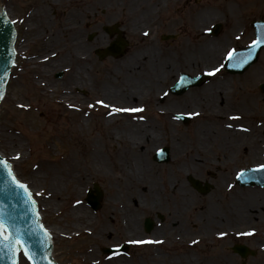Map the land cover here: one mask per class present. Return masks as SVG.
Segmentation results:
<instances>
[{"label": "rangeland", "instance_id": "374dc122", "mask_svg": "<svg viewBox=\"0 0 264 264\" xmlns=\"http://www.w3.org/2000/svg\"><path fill=\"white\" fill-rule=\"evenodd\" d=\"M41 1L0 0L18 31L15 41V64L11 68L5 94L0 102V153L12 165L16 177L31 190L37 202L41 220L52 235V255L56 262L58 264H89L87 256L89 248L90 250L93 248L96 252L91 254L90 251L91 258H96L101 263L104 262L103 264L111 259H124L128 264H187V260L191 263L195 258H200L205 249L212 252L210 254L213 258L219 256L229 260L231 254L228 250H225L226 253L221 251L224 243L220 247L216 245L218 241L205 247L202 246L203 243H200L207 237L198 235H206L209 230L205 231L203 226L200 227L203 222H199L198 218L199 215L205 217L206 211L211 208L217 213L218 221L215 224L217 227L213 224L209 225V229L221 231L226 228H239L244 230V233L249 229H255L253 235H244V239L250 247L257 251L256 259L254 261L251 259V263L264 264V252L259 251L262 250L259 243L264 242V206L256 207L255 210L244 207L243 211L240 202L243 197L248 195L264 197V187L235 185L233 186L235 188L232 187V189L229 188L232 183L228 181L230 175L233 177L236 158H238L239 167L263 160L262 157L260 158V154H264L263 137L258 140V137L256 138L250 132L249 135L254 136L252 143L247 142L248 144H244L242 147L238 146L239 148L234 146L230 152L215 147L207 148V143H214L217 147L221 142L222 135L229 136L228 138L231 136L232 138L240 137L241 132L235 131V128L242 126L235 121L236 119L229 120L228 117L217 119V116H214L216 113L208 112L209 106L215 110L220 108L218 95L210 96L212 100L210 102H206L204 99L197 100L203 97V89L206 85L208 86V83L202 87H191L181 95L163 97L157 106L154 104L168 85L162 81L164 78L163 68L168 70L167 66L171 65L174 60L180 62V71L190 74H196L218 63V58L222 57L225 45L223 44L221 47L219 40H224L227 37L223 33L216 37L207 35L203 29L208 27V23L215 21L218 17H223L225 24L234 23L237 29L244 25V35H242L241 41L249 40L251 35L246 12L244 11L243 14L240 12V21L228 18L229 2L234 1L236 4L239 2L220 0L221 5L215 7V13H205L207 6L213 8L216 0H188L180 11L169 15L170 19L166 18L161 21L156 17L154 7L149 9L150 18L145 19L142 16V11L146 7L144 0H54L56 2L54 5L48 3L47 0L45 4L50 6L49 16L53 24L65 25L64 21L69 20L76 25V28L72 29V33L80 38L81 43L86 46V54L90 57L86 62L82 59L74 60L69 55H65L69 49L65 40L63 41L65 48L55 56L43 61L35 59L42 54L40 47L44 36L42 39L32 36L33 31L27 32L24 20L35 7L39 9ZM154 2L156 6V0ZM158 8L164 9L163 4H160ZM169 9L171 10L170 4ZM220 11H223L224 14ZM233 12H237L236 8ZM166 14L168 15V12ZM170 20L175 23L173 28H171L173 21ZM114 22L122 26L130 42L129 48L123 56L117 59L108 56L99 59L94 53V49L106 44V37L102 33L101 26ZM41 30V28H37L34 32L35 34L46 33V29L45 32ZM162 31L177 32L175 39L178 42L177 47H173L174 44L169 42L162 44L160 40ZM91 32H96L97 35L88 40L87 35ZM145 32L148 33L147 36L144 35ZM229 43L234 44V41ZM214 44L218 50V58L208 63V55L205 50L210 45L215 47ZM172 48L173 55L170 53ZM174 65L176 68L177 64L174 63ZM154 69L155 71H153ZM43 70L48 74L42 75L41 71ZM60 70H64V74L61 79H57L54 77V73ZM255 73L258 75L255 77L256 80L264 79V50L257 63L241 77L242 81L250 80L244 84V91L249 90L251 84H255L253 78ZM123 78H127L129 85L137 90V93L134 94L137 102L133 104L132 98L127 97V93H121L118 97L107 94L108 87L119 89L121 85H124ZM215 78L211 80H215ZM120 79H123L121 83ZM40 81L44 82V85H49L51 91L45 92L44 85L37 84ZM223 82H227V79ZM230 84H232L231 81H229ZM238 91L237 97H244L247 100L246 105L241 103L244 99L235 104L240 106L241 110L236 111L243 114L248 109L247 97L250 96L244 94L240 87H238ZM60 97L64 100L72 98L73 103L77 106L69 108L65 102L59 99ZM224 99L226 98L224 97ZM97 100H103L106 104L113 103V106L121 109H133L134 106L135 108L138 106L144 110L142 112H119L115 114L114 120L107 121V113L110 109L97 105L95 103ZM258 103L259 109L255 108V110L260 111L258 117L264 121V97H261ZM21 104L29 107L27 109L17 107ZM90 104L93 107H89ZM162 106L169 109L167 113L169 118H172V112L191 114L197 112L199 115H192V120L187 125L181 123L178 125L175 122L167 121L165 116H159L161 110L158 107ZM225 107L227 108V106ZM221 108L222 112L226 110L223 106ZM144 115L148 122L153 123L154 128L147 124V121L141 123L143 119L139 117ZM244 118H247L246 113L243 114L242 121L247 123V119ZM203 121H205V126L208 124L213 126V128H207L211 135H215V133L220 135L216 140L214 137L205 138L203 146L206 150L204 155L206 160L202 162L198 155L193 160L192 146L195 142L193 139L196 130ZM252 121L250 120L248 123L252 125ZM212 122H214L213 125ZM134 123H139L138 129H131L133 132L130 134V128L127 126L133 127ZM119 124L125 125L120 126ZM228 125H232V127H228ZM231 130L236 132L235 135H231ZM169 131L175 132L176 137L173 134L171 136ZM238 132L240 133L238 134ZM206 133L204 132L203 135ZM7 134L16 136L13 141L16 146L22 145L21 159H13L12 151L14 149L6 148ZM141 141L144 148L152 149L154 147L149 150L147 161L150 165L149 169L155 173L150 178L148 177V181L143 184L145 189L140 186L130 194L129 191H123L124 187L117 181L122 178V172L118 171L117 162H122L128 167H134V164L131 163L132 159L130 158H126L124 161L118 160V153L115 149L121 146L131 148L132 144ZM92 143H99L103 148L104 162L97 163L98 173L86 172L85 183L80 184L77 191L70 190V186L76 184L75 181L64 186L65 198H54L52 207L47 206L48 199L52 197H46L48 189L44 179L36 178L35 180L32 175V172L37 170L38 162H48L50 165H54V162L66 155L73 146H81L86 150L87 145L93 146ZM164 145L169 147L170 160L166 163H157L152 159V154ZM17 148L15 147V150ZM173 148L176 150L174 151ZM79 150L83 153L81 149ZM255 150L256 153L253 152ZM225 156L232 158L236 156V158L232 163L224 161ZM127 159L130 160L126 162ZM175 168L177 171L174 170ZM209 170L215 172L216 178L213 179L215 188L208 193L196 192L187 182L186 173L192 172L193 176L203 179ZM168 173L173 174L169 180ZM93 183H98L103 191L102 206L97 211H93L84 200L86 190L92 187ZM150 189L153 191L151 192ZM171 189L173 192L166 195L171 192ZM224 189H227L226 192ZM175 190L178 192L186 190L188 195L181 199L180 194ZM76 200L81 201L77 205L84 208L92 220V224L81 233L74 229H79V222L71 216L73 202ZM158 200L160 201L158 202ZM170 204L174 205L170 206ZM185 207L186 214L178 216L177 213ZM236 209L241 212H237ZM162 211L174 214L177 217L175 218L180 221L172 227L173 219L165 214L162 225L156 219L152 231L145 233L143 229L144 217H153L156 212L162 213ZM124 224L133 228L130 229L133 231L130 232L132 235H126ZM100 227L106 228L107 232H98ZM170 228L173 229L172 232L169 231ZM195 231L198 235L195 234L193 238L189 237ZM176 235L187 237V239L179 238ZM212 235L216 238L215 234ZM191 239L196 243H192L190 247ZM124 241L130 243L127 253L109 255L101 251L102 247L118 245ZM131 241H153V243L141 244L131 243ZM156 241H162V243H155ZM226 241L223 240V242ZM224 247L226 248V245Z\"/></svg>", "mask_w": 264, "mask_h": 264}, {"label": "bare ground", "instance_id": "6f19581e", "mask_svg": "<svg viewBox=\"0 0 264 264\" xmlns=\"http://www.w3.org/2000/svg\"><path fill=\"white\" fill-rule=\"evenodd\" d=\"M41 2L42 4L38 6L39 9L35 7L31 11L30 15L26 17V21H25V29L27 30V32L33 31L32 36L37 37V39H42V37L44 36V41L41 43V47H40V51L42 54L39 55L35 59L39 61H43L45 60L44 58L46 56L48 58L52 57L53 52L59 53L62 49L65 48L63 47L64 40L68 43V46H69L68 51L65 52L66 56L69 55L70 58L74 60L82 59L86 61L88 58L90 59L88 54H86L85 44L81 43V39L76 37L75 34L72 33V29L76 28V25L70 22L69 20L64 21L65 25L64 24H53L49 16L50 6L48 7V5L45 4L47 0H42ZM48 3H50L51 5H54L56 2L54 0H48ZM0 7L1 8L3 7L1 3H0ZM72 10H75V9H72ZM37 28H41L42 32H45L44 30L46 29V33L45 34H40V33L35 34L34 31H36ZM219 44L221 45L220 42ZM216 48H217L216 45L215 47L210 45L205 50V53L208 55V58H207L208 63H211V61L217 59L218 50ZM155 69L153 71H155ZM41 74L46 75L48 73L43 70L41 71ZM123 79L125 80L124 85L126 86L121 85L119 89L115 87H112V88L108 87L107 94L112 95V97H118L121 93H125V94L127 93L128 94L127 97L132 98L133 100L132 104H133L137 102L136 97L134 96V94L137 93V90L133 86L129 85L127 78L126 79L123 78ZM123 79H120V83ZM37 84L44 85V82L40 81V83H37ZM226 86H227V83H220L217 85L212 84L208 86L206 85L205 88L203 89L204 90L203 97H200L197 100L204 99V101L210 102L212 101L210 96H213L214 94L217 95L221 92H225ZM44 87H45V92L51 91V87L49 85L46 84L44 85ZM60 88H63V87H60ZM59 99L65 102L67 105L72 104L74 106H77V104L73 103L72 98L71 99L67 98L68 100L67 99L64 100L62 97H60ZM109 105L113 106V103H110ZM115 116L116 115H111V116L108 115V118L106 120L107 121L114 120ZM82 120L84 121V118H82ZM141 123H146V122H141ZM147 124H150L151 127L154 128V125L151 121L149 122L147 121ZM119 125L124 126L125 124H119ZM138 126H139V123H134L133 127L127 126L128 128H130V131H129L130 134L131 132H133L131 131V129L135 128V130H137ZM207 128H213V126H211V124H208L207 126H205V122H203L200 124V127L196 130V133L193 139V141L195 142L193 143V146H192L193 160H195L198 155L201 157L202 162L205 161L206 158L204 157V155L206 153V150L204 149V146H203L204 142L206 141L205 138L207 137V139H209L210 137H214V139L216 140L218 138V135H220L219 133H215V135H211L210 130H208ZM144 131H147V130L144 129ZM10 132H12V130H10ZM204 132H207V133L203 135ZM230 132H231V135H235L236 133L234 130H231ZM239 133L240 132H238V134ZM170 135L172 136L171 132H170ZM239 135L240 137H233V138L232 136L228 138L229 136L222 135V139H220L221 142L217 147L214 143L212 144L207 143V148L215 147L218 149H225V151L230 152L232 147L234 146H236V148H239L238 146L242 147L244 144L245 145L248 144L247 142L251 140L252 138V136H250L247 132H241ZM148 136H151V135H148ZM7 137H8V144L6 145V148L14 149L12 151L13 156L15 157L17 154H19L20 156L19 159H21L22 153L20 149H22V145L21 146L15 145V143L13 142L16 137L15 135L7 134ZM142 143L143 142L141 141L139 143L132 144L131 148H125V147L123 148V146H121V147H116L115 149L116 152L118 153V160L124 161L126 158H130L132 159L131 163L134 164V167H128L124 165L122 162H117L118 171L120 170L122 172L121 173L122 178L118 179L117 181L121 183L122 187H124L123 191H129L130 194H132L140 186H143L142 188L145 189L146 187L143 184L148 181V177L150 178L151 175L155 173L154 171H152V169H149L150 165L147 161V157L150 154L149 150H152L154 147L152 149L146 148V147L144 148V145ZM91 145L93 146L87 145L86 150L83 149L81 146H77V145L73 146L66 155H64L57 162H54V165H50L48 162H40V161L38 162V166L36 165L37 168L35 167L37 170L32 172V175L35 178V180L36 178L44 179L45 186H47V189H48V193L46 197H50V196L52 197L51 199H48L47 206L52 207V200L65 198V195H64L65 193L63 191L64 186L66 185L68 186L71 182L75 181L76 184L71 185L70 190L77 191L79 190L78 186L82 183H85L84 177L86 175V172H90L93 174L98 173L97 163L101 161L104 162V157L102 156L103 148L99 143L97 144L92 143ZM15 147H18V148L15 150ZM79 149H81L83 153L80 152ZM173 150L175 151L176 148H173ZM253 152L256 153V150ZM130 159H127L126 162H128ZM174 170L177 171L176 168ZM172 177H173V174L168 173V176H167L168 180L171 179ZM150 190L151 192L153 191V189H150ZM172 192H173V189H171V192L166 193V195H169ZM175 192H178V190H175ZM178 193L180 194L181 199L188 195V192L186 190H181ZM159 201L160 200H158V202ZM240 202L242 203V206H243V209L241 210L244 211V207H249V209L255 210L256 207L264 206V197H261L260 195L258 196L248 195L246 197H243ZM241 210L236 209L237 212H241ZM185 211H186V207L185 209H181L179 211V214H183V212ZM206 213L207 214H205V217H202L199 215V218H198L199 222H203V224L201 223L200 227L202 226L206 227L209 225L212 226L213 224L215 227H217V225H215L218 221L217 213L211 208H209L206 211ZM71 216L74 220L79 222V225H78L79 229L78 228H74V229L78 230V232L80 233L86 230L88 226L92 224V220L88 216L86 211H84V208L77 205L75 202H73V206L71 209ZM130 229H133V228L129 226L128 224L126 225L124 224V230L126 232V235L128 236L132 235V233L130 232H133ZM196 231L192 233V236L196 234ZM98 232L106 233L107 229L104 227H100ZM87 251H88L87 256L89 258L88 260L89 264H103L104 263V262L101 263L96 258H91V254L96 253L95 250H93V248L91 250L89 248ZM90 251H91V254H90ZM105 264H128V263L124 259H111L107 261V263Z\"/></svg>", "mask_w": 264, "mask_h": 264}, {"label": "water", "instance_id": "95a60500", "mask_svg": "<svg viewBox=\"0 0 264 264\" xmlns=\"http://www.w3.org/2000/svg\"><path fill=\"white\" fill-rule=\"evenodd\" d=\"M12 41V28L8 20L4 21L0 17V79L3 80L0 91H3L4 82L7 78L8 68L12 59ZM12 191L11 180L7 170L0 168V214L9 223L15 225L21 238L26 241L28 249L35 254L32 264H55L48 257L51 248L50 239L45 241L35 204L29 203L21 190L15 189V195L12 194ZM95 191L97 194L89 199V202L94 208L98 206V200L101 195L98 189H95ZM149 223L151 222H148V220L145 221L146 229L151 227ZM0 264H11V261L7 258L6 250L2 246H0ZM20 264L27 263L21 259Z\"/></svg>", "mask_w": 264, "mask_h": 264}, {"label": "snow or ice", "instance_id": "6c2138e0", "mask_svg": "<svg viewBox=\"0 0 264 264\" xmlns=\"http://www.w3.org/2000/svg\"><path fill=\"white\" fill-rule=\"evenodd\" d=\"M145 36L148 35L147 32L144 33ZM237 39H239V37H237ZM261 45H264V36H258L256 40L252 41V46L254 48H259ZM56 53L53 52L52 56H55ZM251 56V53L249 54ZM228 60H233V59H237V63L238 66H242L243 63H247V60H239L238 58L235 57L234 55V50L229 51L227 53V56L225 57ZM44 59H48V57L46 56ZM220 67H223V65H221ZM220 71L219 67H211L207 74L212 76L215 75L217 72ZM2 83L3 80L0 79V87H2ZM4 93L3 91H0V99H3ZM97 105H102L105 108H110L111 110L107 113V115H113L119 112H127V111H133V112H142L144 109L141 107L139 109H121V108H117L115 106H111L109 104H106L103 100H97L95 102ZM17 107L22 108V109H27L29 106L28 105H17ZM69 108H73L75 107L72 104L68 105ZM89 107H93V105H89ZM85 115H88V113H85ZM192 115H199V113H192ZM140 119H144V117H139ZM177 119L179 117H176ZM239 118V117H236ZM228 127H232V125H228ZM241 129L243 131H248L247 128H243V126H241ZM20 156L19 154H17L15 157H13V159H19ZM0 168H4L7 170L8 172V176L11 180V185H12V194L15 195V189H19L21 190V192L23 193V195L27 198V201L29 203H32L33 205L35 204V202L32 199V193L29 191V188L26 184L22 183L20 180H18L16 178V176L13 174L12 172V165L9 164L5 159L0 158ZM260 169H264V164H259L256 166L255 169H253L254 171H258ZM229 187H231V185H229ZM37 195H40V193H37ZM76 204H80L81 201L80 200H76L75 201ZM41 230L44 232V237H45V241L50 239V235L49 233H47V231L45 229H43L42 226ZM255 233V229H249L246 233H243V235H248L251 236ZM219 236H225L226 233L224 232H220L218 233ZM131 243H153V241H131ZM155 243H162L161 241H156ZM192 243H196V241H192ZM0 246H2L5 250H6V254H7V258L11 261V264H20L21 259H23L25 262H32L34 260V253H32L27 245H26V241H24L21 238V235L19 233V231L15 228V225L12 223H9V221L7 219H5L3 217L2 214H0Z\"/></svg>", "mask_w": 264, "mask_h": 264}, {"label": "flooded vegetation", "instance_id": "af4514ba", "mask_svg": "<svg viewBox=\"0 0 264 264\" xmlns=\"http://www.w3.org/2000/svg\"><path fill=\"white\" fill-rule=\"evenodd\" d=\"M172 25H175L174 21L172 22Z\"/></svg>", "mask_w": 264, "mask_h": 264}]
</instances>
